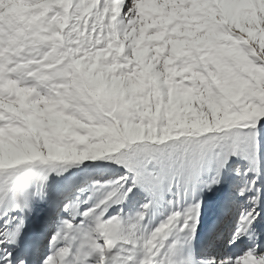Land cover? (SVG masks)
Wrapping results in <instances>:
<instances>
[{
    "label": "snow or ice",
    "instance_id": "6c2138e0",
    "mask_svg": "<svg viewBox=\"0 0 264 264\" xmlns=\"http://www.w3.org/2000/svg\"><path fill=\"white\" fill-rule=\"evenodd\" d=\"M262 212L264 0H0V264H264Z\"/></svg>",
    "mask_w": 264,
    "mask_h": 264
},
{
    "label": "bare ground",
    "instance_id": "6f19581e",
    "mask_svg": "<svg viewBox=\"0 0 264 264\" xmlns=\"http://www.w3.org/2000/svg\"><path fill=\"white\" fill-rule=\"evenodd\" d=\"M208 195V194H207ZM215 194L210 193L208 196V202L204 203L203 210H202V224L198 228V238L194 241L196 248L201 244L209 230L212 228L213 224L212 221L214 220V213H215V205L212 203ZM222 197V196H220ZM220 199V198H219ZM264 215V212L263 214ZM33 221H30L31 223Z\"/></svg>",
    "mask_w": 264,
    "mask_h": 264
},
{
    "label": "rangeland",
    "instance_id": "374dc122",
    "mask_svg": "<svg viewBox=\"0 0 264 264\" xmlns=\"http://www.w3.org/2000/svg\"><path fill=\"white\" fill-rule=\"evenodd\" d=\"M115 167V166H114ZM224 192H225V190L224 189H221L219 192H217V193H215V197L213 198V201H212V203H214L213 205H215L216 206V202L219 200V198H220V196H223L224 195ZM208 194V195H207ZM209 194L210 193H206L205 195H204V200H205V203H207L208 202V196H209ZM139 207V203H137L136 204V208H138ZM116 211H119V209H116ZM125 211L126 212H131V213H134V211H135V208H133V209H129L127 206H125ZM238 212V214H237V216H239V211H237ZM114 214V213H113ZM167 213H165V215H166ZM261 214H263V212L261 213ZM164 218V216H159L158 217V219H157V223L159 222V220H162ZM234 221L235 220H233V225H234ZM214 223V220L212 221V224Z\"/></svg>",
    "mask_w": 264,
    "mask_h": 264
}]
</instances>
